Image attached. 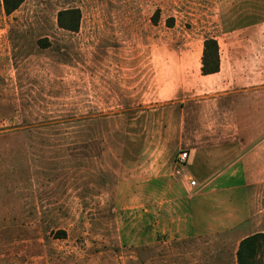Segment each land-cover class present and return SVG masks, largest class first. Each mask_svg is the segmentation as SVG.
<instances>
[{
    "label": "crops",
    "instance_id": "1",
    "mask_svg": "<svg viewBox=\"0 0 264 264\" xmlns=\"http://www.w3.org/2000/svg\"><path fill=\"white\" fill-rule=\"evenodd\" d=\"M167 3L106 0L78 33L59 28L68 34L60 52L82 59L71 104L87 112L179 105L173 120L184 125L177 137L185 148L169 141L146 148L134 176L144 180L119 197H144L146 237L160 232L200 250L191 264H238L240 243L264 234V0H202L208 11L191 28L178 17L152 23L153 10L163 15ZM208 39L219 45L220 72L204 76ZM179 153L188 154L183 164Z\"/></svg>",
    "mask_w": 264,
    "mask_h": 264
},
{
    "label": "rangeland",
    "instance_id": "2",
    "mask_svg": "<svg viewBox=\"0 0 264 264\" xmlns=\"http://www.w3.org/2000/svg\"><path fill=\"white\" fill-rule=\"evenodd\" d=\"M201 1L168 0L159 20L178 17L191 28L208 11ZM103 2L25 0L8 16L0 0V264H191L188 256L201 255L160 232L146 237L144 197H119L144 180L134 176L146 148H185L177 137L184 125L173 120L180 106L87 112L71 104L82 59L60 52L68 34L57 17L77 8L88 23Z\"/></svg>",
    "mask_w": 264,
    "mask_h": 264
},
{
    "label": "trees",
    "instance_id": "3",
    "mask_svg": "<svg viewBox=\"0 0 264 264\" xmlns=\"http://www.w3.org/2000/svg\"><path fill=\"white\" fill-rule=\"evenodd\" d=\"M25 0H2L3 9L6 15L10 16L18 11ZM159 11L152 17V23L159 22ZM82 21L80 9L62 11L58 14L57 24L62 30L78 33ZM168 25H172V23ZM202 74L204 76L217 74L220 72V48L216 40L208 39L204 42V52L202 58ZM264 254V234L250 236L240 243L237 253L238 264H255L260 254Z\"/></svg>",
    "mask_w": 264,
    "mask_h": 264
},
{
    "label": "built area",
    "instance_id": "4",
    "mask_svg": "<svg viewBox=\"0 0 264 264\" xmlns=\"http://www.w3.org/2000/svg\"><path fill=\"white\" fill-rule=\"evenodd\" d=\"M187 159H188V154H186V153H179V155H178V162L180 164L185 163L187 161ZM191 185L192 186H196V182L195 181H192L191 182Z\"/></svg>",
    "mask_w": 264,
    "mask_h": 264
}]
</instances>
